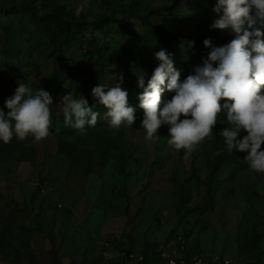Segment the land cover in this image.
<instances>
[{
    "label": "rangeland",
    "instance_id": "1",
    "mask_svg": "<svg viewBox=\"0 0 264 264\" xmlns=\"http://www.w3.org/2000/svg\"><path fill=\"white\" fill-rule=\"evenodd\" d=\"M44 3L0 0V109L7 114L5 101L19 83L44 89L55 68L63 85L51 93L52 135L40 142L32 137H13L8 144L0 140V231L6 241L0 264H129L128 251L138 257L147 245L164 250L185 245L190 262L194 257L208 262L214 255L242 262L254 260L252 254L264 255V174L248 168L246 153L227 152L217 134L228 126L225 116L213 138L195 152L197 178L186 181L191 158L184 160L183 150L168 146L167 125L156 142L147 141L145 131L134 125L126 126L123 150L107 154L96 141L107 126L94 134L89 126L83 131L66 127L55 105L68 93L78 98L75 87L85 80L99 79L111 87L118 82L111 80L113 73L125 68L140 74L148 72L147 66L155 69L154 54L161 48L172 54L181 76L190 74L198 65L197 52L173 43L166 33L218 40L219 30L210 28L217 18L212 11L216 0H54L49 9L63 5L77 18L83 12L89 22L83 40L69 44L61 59L40 20L48 10ZM147 14L149 24L137 18ZM103 15L110 21L98 30L94 22ZM203 53L202 59L208 55ZM122 88L136 119L143 117L138 99L143 89ZM169 93L165 90L162 102ZM58 139L74 143L84 157L72 162L59 154ZM218 151L222 162L210 198L198 210L185 211L204 194L207 160ZM180 258H185L182 252Z\"/></svg>",
    "mask_w": 264,
    "mask_h": 264
},
{
    "label": "clouds",
    "instance_id": "2",
    "mask_svg": "<svg viewBox=\"0 0 264 264\" xmlns=\"http://www.w3.org/2000/svg\"><path fill=\"white\" fill-rule=\"evenodd\" d=\"M212 11L217 18L210 28L230 30L234 38L222 46L205 39L203 44L210 49L207 57L183 80L174 68L172 54L163 48L156 52L159 64L146 87L144 73L137 75V86L143 89L138 96L144 112L140 126L145 139L156 142L159 129L167 125L168 146L183 150L187 161L213 138L223 115L228 126L217 134L227 152L246 153L243 159L248 168L264 174V0H216ZM111 80L118 82L111 87L98 83L91 95L106 109L109 128L118 131L133 126L136 115L122 88L123 74L113 73ZM165 90L175 94L162 102ZM96 104L89 106L82 95L73 98L68 93L55 105L62 111L66 127L83 131L97 125L100 113L94 110ZM53 105L52 95L42 87L34 91L19 83L15 94L5 101L7 114L0 109V140L8 144L13 137L21 141L32 137L36 142L47 139L52 135ZM60 132L57 127L55 134Z\"/></svg>",
    "mask_w": 264,
    "mask_h": 264
},
{
    "label": "trees",
    "instance_id": "3",
    "mask_svg": "<svg viewBox=\"0 0 264 264\" xmlns=\"http://www.w3.org/2000/svg\"><path fill=\"white\" fill-rule=\"evenodd\" d=\"M54 0H45L44 3V8H47V12L42 16L40 19L41 21L46 23V28H45V34L46 36L50 39V41L54 45V52L56 53V58L61 59V56H63L64 51L66 48H68L71 43H76L77 41L79 42L80 40H83V32L85 30V27L89 24L87 16L81 12V15L77 18L71 10L67 9V7L63 5H56L52 8L49 7V3L53 2ZM188 3H199L200 0H185ZM174 5V4H172ZM167 8L168 10L171 9ZM159 11V10H154ZM9 13H14V11H10ZM148 14L145 16H140L137 17L139 19H142L146 23H150L148 21ZM217 16V14H216ZM110 21V17L103 15L101 17H98L95 19L94 25L96 28L99 30L102 26L103 23H106ZM166 36L173 41L175 44H185L189 47H192L195 49L197 52V60L198 64L202 63V56H203V51L207 50L209 53L210 49L206 48L203 44L204 39L200 38L197 41H193L190 38H177L176 36H172L169 33H166ZM234 38V33H232L230 30H225V31H220L219 30V38L216 41H212V44L214 46H222L230 42ZM144 65V64H143ZM146 66V65H144ZM148 67V66H147ZM145 68L148 72L145 71L144 73V78H145V84H147L148 80L151 78V75L153 74L154 69L148 67ZM124 81L123 85L125 87H128L129 89L138 91L141 88L137 86V75H140V73H135L134 70L130 69L127 70L125 68L124 71H122ZM142 74V73H141ZM188 74H185L181 76V80L186 78ZM98 83L103 84L101 80L99 79H88L83 81L81 84L76 85L75 90L76 93L79 95H82L85 99L88 100L89 106H92L93 104H96V101L94 100L93 96L91 95V90L94 86H96ZM108 85V83H106ZM63 85L61 84V77L58 72V70L55 68L52 73L49 76V79L47 81V84L44 88L45 91L49 92L50 94L53 93L56 89H62ZM107 91V89H105ZM174 92H170L169 95L167 96V101L171 99V97L174 95ZM95 111H98L100 113V116L98 118L97 125L95 127H89L90 130L89 132L91 134L96 133V130H99L100 128L106 127L105 131L102 132V137L97 141L98 146H103L106 149V153H115L118 150H123V147L121 145V142L123 141L124 135H125V127L122 126L120 130H112L109 128V119L105 116L106 109L99 104H96V107L94 108ZM143 117H138L136 120L137 122L134 124L135 128L138 130L144 131V129L140 126L141 121ZM56 137V136H55ZM62 153L65 156L71 158L72 162H77V160L80 157H84L83 153H79L77 151V148L74 143L58 139V153ZM182 152V151H181ZM59 153V154H60ZM108 154V153H107ZM120 157L123 161L126 160V155L121 152ZM198 157L197 154H193L191 157V173L187 177L186 181H191L194 178H197V175L195 173V160ZM57 159V158H56ZM208 162L206 165V183H205V189H204V194L202 195L200 201L198 204L194 207L191 208H185V211L188 212H193L198 210L211 196L210 192V187H211V182L214 181L215 179V173L219 169L221 162H222V156L220 155H214V157ZM75 166V165H72ZM125 171V169L123 170ZM182 188V186H180ZM179 187V188H180ZM180 205H182L180 203ZM61 208V207H60ZM177 238V237H176ZM178 243H182V239L179 236L178 237ZM5 248H6V241L4 239V235L2 231H0V252L2 254H5ZM153 249H151L150 245H147V248L143 254H140L142 257V260L139 261L138 264H167L169 260H175L176 264H193L192 262L188 261V259L185 256L186 252V246L183 245V248L176 250L175 247H170L166 248L164 250L162 246L159 248L157 246H152ZM181 252L183 253V256L185 258L181 259L180 255ZM132 253V251H128L126 254L127 261L129 263V254ZM179 253V255H178ZM151 254V258L149 256ZM215 256V255H214ZM213 256V257H214ZM254 257V260H242L241 261H235V260H230L229 264H235L237 262H240L242 264H262L264 260V255L262 252H259L256 256L254 254L251 255ZM213 257L210 259V261L205 262L204 259H202V264H225L224 263V257H221L217 255L218 259L213 260ZM58 260V257H57ZM264 264V263H263Z\"/></svg>",
    "mask_w": 264,
    "mask_h": 264
},
{
    "label": "built area",
    "instance_id": "4",
    "mask_svg": "<svg viewBox=\"0 0 264 264\" xmlns=\"http://www.w3.org/2000/svg\"><path fill=\"white\" fill-rule=\"evenodd\" d=\"M217 259H218L217 256L213 257V260H217ZM141 260H142V257L141 256L136 257L135 254H134V252L129 254V264H138L139 261H141ZM198 261L199 262H202V258H196V257H194L192 259V263L193 264H198ZM224 263L225 264H229L230 263V260L229 259H224ZM167 264H176V263H175V260H169V262ZM181 264H182V262H181ZM235 264H242V263L237 262Z\"/></svg>",
    "mask_w": 264,
    "mask_h": 264
}]
</instances>
